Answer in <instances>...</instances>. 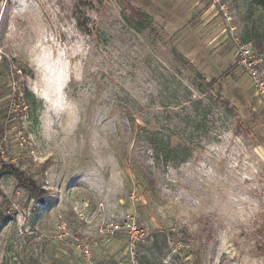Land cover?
I'll use <instances>...</instances> for the list:
<instances>
[{
  "label": "rangeland",
  "instance_id": "1",
  "mask_svg": "<svg viewBox=\"0 0 264 264\" xmlns=\"http://www.w3.org/2000/svg\"><path fill=\"white\" fill-rule=\"evenodd\" d=\"M2 163L0 264H264V5L0 0Z\"/></svg>",
  "mask_w": 264,
  "mask_h": 264
},
{
  "label": "trees",
  "instance_id": "2",
  "mask_svg": "<svg viewBox=\"0 0 264 264\" xmlns=\"http://www.w3.org/2000/svg\"><path fill=\"white\" fill-rule=\"evenodd\" d=\"M253 1L258 4L264 5V0H253ZM155 153L157 156L161 155V152H159L157 149L155 150ZM4 173L13 176L16 179L18 186L29 192L33 198L42 201L43 198L47 196L45 190H42L40 187H38L32 178L25 176L24 172L19 170L13 164L2 163L0 166V174H4ZM145 178L148 179L147 176H145ZM259 250L262 251V255L264 256V246L260 245Z\"/></svg>",
  "mask_w": 264,
  "mask_h": 264
}]
</instances>
